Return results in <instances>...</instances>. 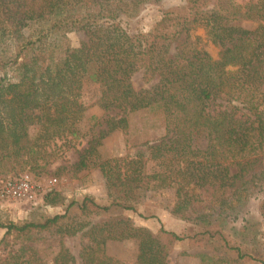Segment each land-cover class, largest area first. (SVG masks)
Instances as JSON below:
<instances>
[{"label":"trees","instance_id":"16d2710c","mask_svg":"<svg viewBox=\"0 0 264 264\" xmlns=\"http://www.w3.org/2000/svg\"><path fill=\"white\" fill-rule=\"evenodd\" d=\"M159 2L0 0V171L41 174L64 149L76 148L85 137L83 92L89 84L100 87L97 105L116 113L64 169H88L99 159L103 140L127 130L134 112L159 109L166 131L132 156L99 164L108 206L87 196L62 214L0 221V264L45 263L33 244L47 240L59 245L53 264H119L107 252L112 241L137 244L134 264H169L174 242L187 237L164 227L153 233L114 212L136 214L147 193L171 189L179 200L173 215L204 229L198 235L207 242L221 241L225 251L237 252L232 258L204 251L198 253L200 264H244L246 258L264 264L262 256L231 246L222 232L224 224L239 220L249 223L244 231L259 226L246 216L264 192V0L233 9L187 0L183 9L165 11L148 33L124 28L123 19ZM242 20L257 27L246 29ZM198 29L220 48L217 59L195 35ZM72 32L86 35L77 48L70 45ZM136 73L151 85L137 91ZM199 190L206 192L203 198ZM63 201L61 192L51 190L42 203ZM194 203L203 208L186 212ZM260 210L264 226V199ZM77 239L78 257L65 245Z\"/></svg>","mask_w":264,"mask_h":264},{"label":"rangeland","instance_id":"374dc122","mask_svg":"<svg viewBox=\"0 0 264 264\" xmlns=\"http://www.w3.org/2000/svg\"><path fill=\"white\" fill-rule=\"evenodd\" d=\"M187 0H160L158 4L147 5L141 13L130 19H123L122 25L131 34L148 33L155 24H157L165 11L183 9ZM258 0H209L210 8L226 6L233 9L234 6H248L256 3ZM233 11V10H231ZM242 26L249 30H254L257 23L252 20H242ZM196 36L201 37L204 49L214 59L218 58L220 48L212 43L206 36L203 29H198L195 32ZM70 45L72 48H77L83 41L86 40V35L83 32H72L68 34ZM180 41L177 42V44ZM134 88L139 91L148 88L151 84H145L141 73H136L132 79ZM100 97V87L97 84H89L83 92V102L88 106L85 117L81 123V128L85 137L81 139L76 148H66L62 155L54 163L50 164L41 174H35L28 169L22 172H15L7 168L0 171V184L7 179L24 174H31L35 180L44 187L48 186L50 179L57 178L58 183L52 187L53 190L61 192L64 198L63 204L57 206H46L42 203L39 206L33 207L31 211L25 205L14 204L5 209H0V221L2 223L21 222L27 219L40 220L46 217H51L56 214L65 212L66 207L74 202L81 203L82 200L89 196L96 203L102 206H108L110 200L107 196L105 182L99 169V164L107 159L124 158L134 155L138 146L146 141H153L165 136V121L159 109L140 110L128 116L129 126L127 130H116L103 140L102 146L99 148V159L93 160L90 167L78 173H73L71 170L64 169L77 161L78 151L86 146L93 135L105 128L104 119L109 115L114 116L115 111L105 112L98 105L97 101ZM32 133H34L32 131ZM49 192V191H48ZM47 192V193H48ZM46 193V194H47ZM196 193L203 194L199 198L206 195L205 191L199 190ZM264 199V192L258 193L252 200L251 214L246 216V221L252 224H259L252 230L244 231L246 223L243 220L228 222L223 225L222 232L227 237L231 246L239 247V249L254 257L264 258V226L260 222L261 210L260 206ZM179 200L175 196V190H165L162 194L152 196L147 193L145 198L137 205L138 213L115 211V215L127 214L132 217V221L136 226L145 227L140 223L149 224L148 228L153 233H158L161 227L168 231L175 232L178 236L187 237L188 239L174 242L173 250L169 258V264H200L198 253L201 252H216L237 257L235 251H225L221 247V241L207 242L206 237L199 236L204 229L198 225H194L179 216L173 215L172 208ZM204 203H194L189 206L186 212L202 209ZM22 212H21V211ZM27 210L28 212L25 213ZM78 212L76 206L72 209ZM24 213L21 217L18 212ZM249 225V223H248ZM158 228V229H157ZM153 229V230H152ZM3 229L0 228V240L3 237ZM258 234V235H257ZM263 234V236H262ZM196 239L191 240V237ZM257 236V238H255ZM190 237V238H189ZM65 245L70 251L78 257L81 240H67ZM33 247L38 250L39 255L43 258V264H53V258L58 251V243L47 240L33 244ZM16 248V246H15ZM107 252L119 264H134L137 254V244L134 241H112L108 243ZM1 251L0 254H4ZM244 264H262L260 261L249 258L244 259Z\"/></svg>","mask_w":264,"mask_h":264},{"label":"built area","instance_id":"2783aa9c","mask_svg":"<svg viewBox=\"0 0 264 264\" xmlns=\"http://www.w3.org/2000/svg\"><path fill=\"white\" fill-rule=\"evenodd\" d=\"M57 183L58 179L53 178L49 180L48 186L44 187L29 173L11 177L0 184V208L5 209L14 204H21L27 206L30 211L31 208L42 204L45 194L53 190L52 187ZM20 211L18 212L19 217L25 211V213L28 212L27 210L23 213Z\"/></svg>","mask_w":264,"mask_h":264},{"label":"crops","instance_id":"0c3cea01","mask_svg":"<svg viewBox=\"0 0 264 264\" xmlns=\"http://www.w3.org/2000/svg\"><path fill=\"white\" fill-rule=\"evenodd\" d=\"M141 225L145 226V227H149V224L145 223V222H142L140 223ZM158 229V228H157ZM153 230V229H152ZM3 233H5V230L3 231Z\"/></svg>","mask_w":264,"mask_h":264}]
</instances>
